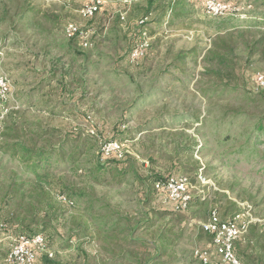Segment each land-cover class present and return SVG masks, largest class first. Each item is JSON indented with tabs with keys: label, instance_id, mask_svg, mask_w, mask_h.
<instances>
[{
	"label": "rangeland",
	"instance_id": "374dc122",
	"mask_svg": "<svg viewBox=\"0 0 264 264\" xmlns=\"http://www.w3.org/2000/svg\"><path fill=\"white\" fill-rule=\"evenodd\" d=\"M86 1L0 0V71L13 87L0 128V228L31 200L33 177L2 152L23 143L52 150V191L75 202L54 200L58 219L40 231L53 263L201 264L193 253L212 250L202 231L212 212L264 226V130L254 127L264 125V91L252 82L264 71V0H240V12L224 17L200 0H155L150 9L128 0L84 21ZM149 11V50L130 64L128 34ZM69 21L83 26L89 47L65 36ZM115 139L123 180L98 168L101 144ZM172 175L189 179L193 203L183 212L154 190L156 177Z\"/></svg>",
	"mask_w": 264,
	"mask_h": 264
},
{
	"label": "built area",
	"instance_id": "2783aa9c",
	"mask_svg": "<svg viewBox=\"0 0 264 264\" xmlns=\"http://www.w3.org/2000/svg\"><path fill=\"white\" fill-rule=\"evenodd\" d=\"M118 2L128 3V0H87L80 7L78 13L82 20L89 21L94 19L108 6H112ZM203 5L205 12L213 17L233 15L242 9L240 2L232 1L204 0ZM169 14L171 13L169 12ZM169 14L165 19V26L169 22ZM150 15L136 22V25L141 27V35L128 55V62L130 64H138L149 50V33L145 27L149 23ZM121 18L125 21L123 15H121ZM64 33L68 39L79 40L84 48L89 47L87 33L81 24L73 21L67 22ZM252 82L254 87L264 91V71L256 72L253 75ZM12 93L11 79L6 73L0 71V128L4 125L11 111ZM88 120H90V123H93L90 117H88ZM88 132L96 135L95 126L90 127ZM101 155L103 158L116 157L122 159V142L111 140L102 143ZM189 186V179L185 175H172L154 183V189L158 193L163 194L167 202L177 208L179 212L187 210L193 200ZM57 199L68 206H74L73 201L68 199L66 195H59ZM249 225L250 222L244 219L243 215H237L230 220L222 221L216 211L212 212L209 220L202 224V231L212 239V250H195L193 253L194 257L201 264H213V256L218 257L219 262L217 264H241L235 254L234 247L235 243L241 240L247 233ZM5 229L6 226L0 228V240L4 238L5 233L3 234L2 232H5ZM9 239L8 264H36L38 254L46 253L49 257L52 256V253L47 250L46 238L43 234H36L31 237L20 234Z\"/></svg>",
	"mask_w": 264,
	"mask_h": 264
},
{
	"label": "trees",
	"instance_id": "16d2710c",
	"mask_svg": "<svg viewBox=\"0 0 264 264\" xmlns=\"http://www.w3.org/2000/svg\"><path fill=\"white\" fill-rule=\"evenodd\" d=\"M154 1L155 0H148L149 9L153 8ZM200 1L202 2L203 5L204 0H200ZM221 1H232L239 3L240 0H221ZM174 2L175 1L169 4L170 8L167 11L166 17L169 14V12H172L173 7L175 5ZM151 12L152 11H149L147 14L148 15L152 14ZM136 27L138 29V32L133 34V40L131 41L130 52L133 49L134 45L137 43L141 35V27H139L138 25H136ZM71 40H76V39H71ZM226 48L227 45H225V49ZM227 50L232 52L231 47H229ZM130 52L128 53V55L130 54ZM209 58H211V61L218 60V62L221 65H225L228 62L226 60V57H223L218 54L214 55V53H213V57L211 56ZM254 127L256 131L264 130V125L262 121H256ZM2 152L12 157L13 159H16L19 162V164L24 165L26 171L33 177L34 180L31 189L32 191L30 197L31 200L28 207L25 209H20L23 210V212H20V210H18V212L14 214L15 217L9 219V221L6 223L7 229H5V232L10 235V238H13L20 234H24L29 237L34 236L36 234H41L40 231L43 228L45 229L48 226H51L52 224L51 222L58 219V217L56 216L58 206L54 205L59 203V201L57 200L58 196L59 195L68 196L67 193L64 191H58L56 193L53 192L51 188V182L48 180L50 175L47 168L50 164V157L52 156L53 152L52 150H46L44 148H39V149L32 148L26 146L23 143H14L11 145H5L3 147ZM99 158L101 162L98 161V165H99L98 168L102 169L106 166L111 167L113 170H116L121 173L122 180L125 178V176L127 175L128 167L127 164L123 165L121 163L120 161L121 159H118L116 157L103 158L101 155V149H100ZM161 179L164 178L156 177V179L153 181V184ZM67 198L73 201L75 206L74 200L70 196H68ZM54 200L57 203H55ZM192 203L193 201L190 203V206L192 205ZM46 245L49 246L47 240H46ZM234 250L241 264H264L263 224L260 225L254 223L250 225L244 237L235 243ZM250 251L251 254H249ZM3 255H5V252L0 246V257ZM37 258L41 263L55 264L49 259V256L46 253L38 254ZM6 264L8 263L6 262Z\"/></svg>",
	"mask_w": 264,
	"mask_h": 264
},
{
	"label": "crops",
	"instance_id": "0c3cea01",
	"mask_svg": "<svg viewBox=\"0 0 264 264\" xmlns=\"http://www.w3.org/2000/svg\"><path fill=\"white\" fill-rule=\"evenodd\" d=\"M132 34H133V33H130V34H128L129 36H131V38H130V39H131V41L133 40V35H132ZM67 51H68V52H70V51H72V49H71V50H70V49H68ZM127 59H128V56H127Z\"/></svg>",
	"mask_w": 264,
	"mask_h": 264
}]
</instances>
